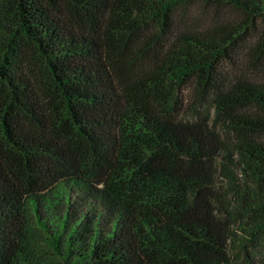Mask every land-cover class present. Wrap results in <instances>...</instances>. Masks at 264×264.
Listing matches in <instances>:
<instances>
[{"label": "trees", "instance_id": "trees-1", "mask_svg": "<svg viewBox=\"0 0 264 264\" xmlns=\"http://www.w3.org/2000/svg\"><path fill=\"white\" fill-rule=\"evenodd\" d=\"M195 1L0 0V264H233L259 242L264 82L227 68L264 61V0H199L240 13L202 28ZM219 128L248 205L223 203L217 171L239 179Z\"/></svg>", "mask_w": 264, "mask_h": 264}, {"label": "rangeland", "instance_id": "rangeland-1", "mask_svg": "<svg viewBox=\"0 0 264 264\" xmlns=\"http://www.w3.org/2000/svg\"><path fill=\"white\" fill-rule=\"evenodd\" d=\"M189 16L188 21L195 18L194 25L198 26V28L205 27L208 24H213L214 22L219 21H234L237 17L240 16L239 11L232 9L230 6L226 5H215V4H207L202 1H195L193 4L188 5ZM229 76H240L243 78L252 79L254 81H262L264 82V61L260 59H256L255 56H246L245 54L239 55L235 60L234 64H228ZM186 102L184 109L188 108V103L194 102L196 103V116L200 115L202 117H210L213 118V107H212V97H199L195 96L196 94L188 93L186 91ZM194 114H182L184 118H195ZM220 134L222 135L223 143L227 146V148L234 149V142L238 139L237 134L227 130L226 128H219ZM233 157L232 162L234 167L232 169V173L237 176L239 182L237 183L239 186H230L227 183V180L224 176L218 177L217 171V183L219 188L221 189V195L225 198L223 201L225 206L231 205L234 206L233 203L236 202L235 198L238 196H245L247 205L254 198L255 193H260L258 191V187L253 185L246 180L243 179L241 175L240 169H242V165L240 159L236 155V152L231 153ZM247 205H239L237 208L238 212H235L234 208L232 209V214L230 213V220L234 223V228L236 229L237 219L240 217L239 215H243L245 213V208ZM244 238V237H243ZM245 239V238H244ZM242 241V238H241ZM234 247V248H233ZM237 247L238 251L235 252V248ZM245 247V253L240 252V249ZM232 251V252H231ZM230 251L232 257L234 258L233 264H248L251 263V259H259L264 256V235H262L259 242H254V240H247L245 243H238L237 241L232 245V250Z\"/></svg>", "mask_w": 264, "mask_h": 264}]
</instances>
